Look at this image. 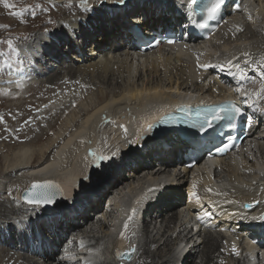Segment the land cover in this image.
<instances>
[{"label":"bare ground","instance_id":"bare-ground-1","mask_svg":"<svg viewBox=\"0 0 264 264\" xmlns=\"http://www.w3.org/2000/svg\"><path fill=\"white\" fill-rule=\"evenodd\" d=\"M81 1L82 3L79 0H0L2 64L10 67L12 62H9V59L5 60V57L12 55L16 59L17 56H21L22 52L18 50L17 42L22 35L48 24L57 23L55 29H47L54 33H69L73 30L78 32L79 36L87 34L93 37L92 29L86 20L94 18L103 20L114 16V11H110L107 17H102V14L105 9L112 10L115 3H118V0ZM135 1L154 6L157 3L163 4L164 0ZM259 2L255 10L254 3L249 4L240 15L227 20L218 33L207 40L194 34L185 39L182 45L167 44L165 49L158 50L156 54H146L138 59H132L127 52H117L106 57L92 56L87 62H71L64 68L50 71L48 75L42 77L41 80L44 82H32L33 88L28 92L23 89L24 84L31 82L28 77L33 78L32 74L39 75L49 70L39 66L41 59L43 61L50 59L49 54L37 57L30 54L31 61L38 69L30 66L28 69L21 68L19 71L10 72L0 66L2 67L0 68V99L6 101L20 96L19 101L8 105L5 109L6 112H10L18 107L20 113L10 119L0 118V121L13 125V128H22L13 131L4 130L3 135L9 142L24 138L30 143V146L19 145L18 149L9 151L10 154L0 155L5 158L4 165L8 163L6 166L0 165V177L8 174L18 176L14 181L16 184L12 196L18 192L20 197L22 191L35 179L60 178L67 183L71 196L65 201L56 203L54 211H58L57 214L61 216L77 218L81 214L80 203L71 206L70 202L82 198L81 193L86 189L90 190L94 186V180L99 181V185L94 189L97 196L95 195V200L88 203V207H91L92 212L95 213L89 214L87 207H83L87 215L82 213V216H87L85 224L90 226L87 232H91L90 238L89 235L84 237L89 242L93 240L98 247L82 242V237L79 236L77 246L74 241L66 242L63 246L65 251L69 250L73 253L77 249L79 252V255H74L73 263L77 262L78 257L81 260V257L91 255L92 251L99 252V248L100 264H119L117 260L110 258L109 248L119 244L129 248L135 244L137 246L135 256L132 260L126 261V264H180L181 261H184L183 264H230L227 258L228 252L233 254V251L221 249V243L226 237V233H222L221 228L229 227L233 229V234L240 237L242 232L244 234L257 225L258 220H253L252 217L264 214V130L260 131L261 140L249 139L236 153L228 157H215L208 163L198 164L189 171L185 169L187 171L185 176L168 174L169 170L150 171L148 177L140 176L147 170H140L137 174H127L126 178L131 176L137 178L125 182L123 192L120 191L116 199L112 195L114 190L109 189L105 192L111 185L104 184L107 182L105 179L112 178L113 174L109 170L117 166L118 158L122 156L128 158L129 153H136L138 144H131L130 136L122 139V132L113 137L112 144L108 142L110 146L106 144L107 146L104 147V140L102 145L100 141L108 137V132H113L115 126H123L122 128L127 132L125 121L129 119L128 122L131 124H138L139 118L143 117V110L148 115H152V113H160L167 104L201 102L206 97L216 100L219 97H227L232 89L239 90L243 98L249 95L250 101L246 102L251 106V113L264 109V91H261L264 85L261 74V68H264V0ZM168 7L166 5L165 8ZM202 30L199 33L204 35ZM181 31L186 35L185 29ZM37 40L39 44L50 43L44 34L37 36ZM59 41L62 42L63 39L59 38ZM27 53L29 55V52ZM61 60L59 58V61ZM21 62H24V67H29L26 58ZM204 65L217 67L205 68ZM218 65H224L225 71L221 72ZM245 73L247 78L252 77L250 82L246 78H241ZM73 79L77 81L73 82ZM22 89L26 92L22 93ZM21 94H26L25 101ZM31 95H35V98L27 100ZM48 96L52 98L50 104L47 103L46 107L39 111H32L33 107L44 103ZM128 108L138 113L133 119L123 117L128 113ZM61 112L66 114L57 116ZM27 113L31 116L30 119H27ZM111 125L112 128L109 127ZM129 129L130 132L132 128ZM167 131L170 132V129ZM131 134L135 135V132L131 131ZM116 140H123L122 147L119 151L113 152L110 148L111 145L116 146ZM146 141L147 139L144 142L139 141V144L162 148L170 158L169 149L174 144L173 140L164 138ZM127 144L128 148H126ZM88 150H92L96 155L108 156L110 160L102 162L101 167L97 168L94 162H91L92 157L88 156ZM111 153L119 154L111 156ZM130 161L132 164V159ZM133 166L134 169H138L142 164L136 163ZM163 176L170 180V186L179 184L183 197L179 200L185 206L183 209L174 208L164 213L161 208L153 205L156 214L150 219L145 217L138 226L133 214L134 204L150 198L152 192H155L153 190L162 186ZM147 179L156 183L145 182L144 180ZM101 183L103 184L100 185ZM14 184L10 185V188ZM4 187H0V192ZM184 194L187 197H184ZM12 196H8L7 199L0 197L2 233L0 241L2 238L13 240L14 235L21 234L30 224L34 227L24 232L31 234L34 228L38 230L33 223L35 218L32 217L39 210L46 214L42 220L54 216L51 214L52 211L47 212L43 206L38 207L25 202H21L20 205L12 202L15 205H11L9 199ZM173 199L172 197L169 201ZM246 204H251L253 207L246 208L244 207ZM98 209L102 210V215L96 214L98 211L95 210ZM13 210H15L14 216H12ZM199 215H202L203 223L209 222L206 225L209 229L200 226L199 231L193 232L191 226L188 230L192 221L197 228L199 227L195 219L198 220ZM94 216L97 217L96 220ZM129 217L132 219L129 220ZM13 218L18 220L21 230L19 233L15 229L17 223L15 225ZM126 223L127 229L124 227ZM208 225L214 229L221 227L216 230L221 237L214 234ZM83 228L78 231L84 232ZM196 235H200L202 240L195 238ZM250 235L251 237H246L244 234L243 241H247L248 238L249 242L250 240L254 242L258 237L256 232H251ZM180 241H186L185 246H178ZM15 244L20 245L19 239ZM255 246L250 249L246 246V249L255 251L261 248L264 263V242ZM9 247H11L9 242L0 243V264H71L65 255L57 258L47 257L38 262L25 253L15 254V251ZM178 250L182 251L183 255L168 256V252H178ZM91 256L94 257L95 254ZM93 260L91 261L94 262ZM245 262L239 258L234 264Z\"/></svg>","mask_w":264,"mask_h":264},{"label":"rangeland","instance_id":"rangeland-1","mask_svg":"<svg viewBox=\"0 0 264 264\" xmlns=\"http://www.w3.org/2000/svg\"><path fill=\"white\" fill-rule=\"evenodd\" d=\"M80 1V3H82V1L81 0H79ZM57 27V23L55 24H48L47 26H43V27H39L38 29H36L35 31H33V32H31V33H24L25 35H22L21 37H20V39H19V41L17 42V48H18V50H20V48L22 47H24V44H27V42H29L32 38H36V40H37V36H42V34H40L41 32H46V31H49V30H47V29H51V30H53V29H55ZM37 42H38V40H37ZM43 44V43H42ZM23 45V46H22ZM41 44H39L38 43V47L40 46ZM26 49H28V48H26ZM1 51V50H0ZM21 51V50H20ZM22 54L24 55V56H17V58L16 59H14V57L11 55H9L8 57H5V60L6 59H9V62L11 61L12 63H11V66L9 67V66H5V65H3L2 64V60H0V62H1V64H0V66H3V69L5 68L6 70H9L10 68H12L13 66H17V65H21V64H23L24 62H21V60L22 59H25V54L22 52ZM26 55H28V53H27V51H26ZM33 55V54H32ZM4 56V55H3ZM12 57V58H11ZM20 57V58H19ZM14 61H20V62H14ZM14 62V63H13ZM0 68H2V67H0ZM9 68V69H8ZM33 76H37V77H40L39 75H37V74H32ZM46 75H48V74H46ZM46 75H44V76H46ZM43 76V77H44ZM242 77V76H241ZM28 79H29V77H28ZM44 79V78H43ZM255 79H256V77H255ZM30 83H26V84H24L25 86H23V89L24 90H26L27 92L28 91H30L33 87H32V82H36V81H42V82H44V80H41V79H39V78H35V79H33V80H31L30 79ZM75 81H77V79H73V82H75ZM31 85V86H30ZM76 86V85H75ZM22 89V93L23 92H26V91H24ZM170 91V90H169ZM174 91V89H172V92ZM177 92V91H176ZM252 92V91H251ZM25 96H26V94H21V97H22V99L24 100V98H25ZM20 96H18V98H19ZM18 98H13V99H10V100H7L6 99V101H4V100H2V99H0V100H2V102H0V118H4V119H10V117H15V116H17V114L18 113H20V109L17 107V108H14V109H12L10 112H6V107L8 106V105H10V104H14V103H16L17 101H19L20 99H18ZM33 100L34 98H35V95H31V96H29V97H27V100H31V99ZM25 101V100H24ZM46 101V102H45ZM44 101V103L42 102L41 104H40V106L38 105L37 107H33L32 108V111H34V112H36V111H39L41 108H43V107H46V105H47V103L48 104H50L51 103V101H52V98H50L49 96L47 97V99ZM247 101V100H246ZM248 101H250V100H248ZM43 105V106H42ZM19 109V110H18ZM130 109V108H129ZM36 110V111H35ZM19 111V112H18ZM64 114H66V112H64ZM64 114H62V112L61 113H59L57 116H60V115H64ZM31 118V116H29L28 115V113H27V119H30ZM61 118V117H60ZM7 125H9V126H7ZM0 155H2L1 153H6L5 155H7V154H10V152L11 151H13L14 149H18L19 147V145H29L30 146V143L27 141V140H25L24 138H20V139H17L16 141H14V142H9V140L8 141H6L7 139H6V137H5V135H3V131L4 130H6V131H13V130H15V129H22L21 127H18V128H13V125H10V124H5L4 122H2V121H0ZM120 125L119 126H115L114 128L115 129H113V132H108V137H106V138H102V140H101V138H99V141H100V145H102L103 144V142H104V147L105 146H107V145H109V143L108 142H110V144H112L111 142H112V139H113V137L117 134V133H121V135L122 134H124L125 133V129H123L122 127H120ZM116 128H118L117 130H118V132H117V130H116ZM119 129H121V130H119ZM129 130L130 129H127V132H129ZM109 131H111V130H109ZM132 131V130H131ZM130 131V132H131ZM116 132V133H115ZM108 139V140H107ZM104 140V141H103ZM103 141V142H102ZM123 141V140H122ZM8 142V143H7ZM41 143V142H40ZM102 143V144H101ZM117 143V142H116ZM107 144V145H106ZM115 145V144H114ZM114 145H111V150L113 151V152H116L113 148H115V146ZM110 146V145H109ZM103 147V148H104ZM113 147V148H112ZM129 147V145L127 144V147L126 148H128ZM133 147H135V146H133ZM138 148H139V146H137ZM136 147V148H137ZM102 148V149H103ZM55 150H56V148H54ZM102 149H100V150H102ZM54 150V151H55ZM7 151V152H6ZM10 151V152H9ZM91 151V153H93V151L92 150H90ZM90 151L88 150V156H90L89 155V153H90ZM111 151V152H112ZM52 154V153H51ZM106 154H109V153H106ZM111 156H113L112 155V153H111ZM91 157V156H90ZM4 160V161H3ZM91 162H93V157L91 158ZM6 161H5V158H3V157H1L0 156V165L2 164V166H6V164H8V163H6L5 165H4V163H5ZM131 162V161H130ZM1 167V166H0ZM141 170H143V169H141ZM110 171V170H109ZM140 171V170H139ZM143 171H146V170H143ZM102 174H103V172H102ZM17 174H8L7 176L5 175V176H2V177H0V187H3V186H5L4 188H2V192H0V197H3V198H5V199H7V197L8 196H12V190H13V188L15 187V184H14V181L17 179V177L18 176H16ZM116 175V174H115ZM128 176V175H127ZM4 177V178H3ZM47 178V177H46ZM46 178H43V179H46ZM1 181H3V182H1ZM95 182H94V186L90 189V190H84L82 193H81V197H83V196H87V195H89L88 193H90V191L91 190H94L98 185H99V181H96V180H94ZM105 181H107V182H105L104 184H112V181H111V178L109 179H105ZM131 180H128V181H125L126 183H128V182H130ZM19 182H22L21 180H19ZM18 182V183H19ZM17 183V184H18ZM12 184H14L13 185V187L12 188H10V185H12ZM103 183H101L100 185H102ZM113 190H115V189H112V191ZM109 191V187H108V189L105 191V192H108ZM18 194V195H17ZM109 195V194H108ZM107 195V196H108ZM184 197H187L185 194L183 195ZM19 199V200H18ZM108 200H109V198H108ZM9 202H10V204L13 202V203H15V204H19L20 205V203L21 202H24V201H22L21 200V198L19 197V193L18 192H15V195L14 196H12L11 197V199H9ZM11 204V205H15V204ZM75 201H72V202H70V204L69 205H71V206H74L75 204ZM106 205H107V202H106ZM105 205V206H106ZM89 208V207H88ZM100 208H102V207H100ZM40 209V208H39ZM103 209V208H102ZM24 210H26L25 208H24ZM177 210V209H176ZM95 211H98V212H96V214L98 213V215H102V213L103 212H101L102 210L101 209H98V210H95ZM101 212V213H100ZM15 210H13L12 211V216H14L15 214ZM202 215H205V214H202ZM46 216V214L43 212V211H41L40 212V210H39V212L35 215V216H33L32 217V219H34V218H38V219H43L44 217ZM87 217V216H86ZM160 219V218H159ZM16 220V221H15ZM94 220H96V219H94ZM12 221L15 223V225H16V223H17V225H16V230H18L17 232L19 233V231H21L20 230V226L18 225L19 223L17 222L18 220L15 218H13L12 219ZM87 221V220H86ZM158 222H159V220H158ZM191 224H189V228H188V230H190L191 229V226H192V228H193V231L195 232V229H197V225H195L194 224V221H192V222H190ZM207 224H209V222H205L204 224H202L201 222H199L198 223V225H199V227L202 225V228H205V229H209L208 227H206V225ZM133 225V224H132ZM89 224H87L83 229H82V231H88L89 230ZM32 227H34V225H32V224H30V226L27 228L26 227V229H24V230H29V228L31 229ZM198 227V228H199ZM221 228V227H220ZM219 227H217V228H215V231H214V228H211L212 229V232H214V234H218L217 236H219V238L221 237L220 235H219V232L217 233L216 232V230H218V229H220ZM210 229V230H211ZM222 229V233H226L225 235H226V237H224V240H223V243H221V249L222 250H227V251H229L228 249H230V250H232L233 251V247H235V251H233V254H231L230 252H228L229 253V256L227 257L228 258V260H229V263L230 264H234L239 258H241V259H243L244 261H246V255H245V247L247 246L249 249L251 248V247H256L255 246V244H254V242L252 241V240H250V242H249V240H248V238H247V241L246 240H244L243 241V239H242V237H243V232H242V236H240L239 237V235H236V234H233L234 232H233V229H231V228H229V227H223V228H221ZM231 229V230H230ZM24 230H23V232H24ZM13 231H14V229H13ZM13 231H12V233H13ZM22 232V233H23ZM81 232V231H80ZM79 232V233H80ZM83 232H81L80 234H82ZM88 234H89V238H90V235H91V232H87ZM86 233V235H88ZM0 234H2L1 233V231H0ZM79 236V235H78ZM84 236V235H83ZM166 236V235H165ZM5 237H6V235H5ZM79 237H81V236H79ZM177 238L178 237H176V240H177ZM195 238H198L199 239V241H201L202 240V237L200 236V235H196L195 236ZM76 240V241H75ZM240 240V241H239ZM2 241H5V242H12L13 240H10V239H7V238H2ZM74 241V243H75V245L77 246V244H78V242H77V237L73 240ZM91 243H93V240L92 241H90ZM242 242V243H241ZM251 243V244H250ZM98 246V245H97ZM183 247V246H182ZM11 249H13L15 252V254H20V252H17L16 250L17 249H15V247H13V248H11ZM98 251L100 252V250H99V248H98ZM231 251V252H232ZM218 252V251H217ZM23 253V252H22ZM174 254V255H173ZM168 256H173V257H178L177 256V251H175V252H168ZM14 259V258H13ZM12 260V259H11ZM77 260V264H79L78 263V260L79 261H81L80 260V258L78 257V259H76ZM182 262V261H181ZM184 262V261H183ZM183 262H182V264H183ZM126 264V263H125ZM181 264V263H180ZM244 264H246V262L244 263Z\"/></svg>","mask_w":264,"mask_h":264},{"label":"snow or ice","instance_id":"snow-or-ice-1","mask_svg":"<svg viewBox=\"0 0 264 264\" xmlns=\"http://www.w3.org/2000/svg\"><path fill=\"white\" fill-rule=\"evenodd\" d=\"M118 3L124 4L125 0H118ZM197 3V0H191V4L195 5ZM225 3V0H211L210 5L205 8V11L209 14V17L214 16L217 14L223 4ZM159 43V41L157 42ZM168 43H173L172 40H168ZM205 68L207 67H217L213 65H204ZM221 72L225 71L224 65H218ZM261 74L262 79H264V68H261ZM243 79V76L241 77ZM261 91H264V85L261 87ZM240 109L238 107H235L232 105L229 106H211L207 109L206 112H197L195 114L196 116V123L193 124L194 128H197L199 132L205 133L210 128L213 127V125L220 121L223 117L222 114H239ZM162 126L164 125H170L171 127L176 126V120L175 118H171L168 120H162L159 122ZM123 127V126H121ZM148 132H153L152 125L148 126ZM126 131V129H125ZM234 146V138L229 137L228 141L223 144V146L214 145L215 151L218 154L226 153L230 148ZM211 151V149H209ZM91 157H93L94 166L99 168L101 167V163L104 161H109L110 157L105 155H96L95 153H89ZM113 156H116L117 153H113ZM156 191V190H153ZM208 191H211V189H208ZM57 195L61 196L62 198V192L59 191V189L52 184L50 181H46L44 183L34 182L31 185V189L25 194L24 201L29 205L34 206H48V205H54L56 203ZM244 207L251 208L253 205L246 204ZM132 217H129V220H131ZM253 220L259 219L260 221H264V215H261L259 217H252ZM125 229L128 228V224L126 223L124 225ZM233 251H235V247H233Z\"/></svg>","mask_w":264,"mask_h":264},{"label":"water","instance_id":"water-1","mask_svg":"<svg viewBox=\"0 0 264 264\" xmlns=\"http://www.w3.org/2000/svg\"><path fill=\"white\" fill-rule=\"evenodd\" d=\"M46 181L52 182V184H54L59 189V191L62 192V198H61V196L57 195L56 203H58L59 201L65 200L71 196L70 192H67L68 187H67L66 182H64L63 180H59V179L54 180L51 178H46V179H35V180L31 181L30 185L22 191V193L20 195L21 200L24 201V196L31 189L32 183H34V182L44 183ZM54 205H48V206H43V207H51ZM136 249H137V247L135 244H132L130 246V248L120 246V244H119V245H116L114 247L113 254H114L115 258H117L118 260L120 259L121 264H124L125 261H130L134 258L135 253H136Z\"/></svg>","mask_w":264,"mask_h":264},{"label":"clouds","instance_id":"clouds-1","mask_svg":"<svg viewBox=\"0 0 264 264\" xmlns=\"http://www.w3.org/2000/svg\"><path fill=\"white\" fill-rule=\"evenodd\" d=\"M33 39H35V38H32L31 40H33ZM30 40V41H31ZM30 41L29 42H27V44H24V45H28L29 43H30ZM23 46V45H22ZM90 234V233H89ZM88 234V235H89ZM79 235L81 236V237H83V239H85L86 240V244H89V245H94L95 247H98L96 244H94V243H90L88 240H87V238L86 237H84L83 235H86V232H83L82 234H80L79 233ZM114 250V249H113ZM113 250H112V255L114 256V254H113ZM84 255L86 254V253H83ZM93 254H95V256L93 257V259L95 260V261H97V263H99L100 264V262H101V254H100V252H95V251H92L91 252V255H93ZM88 255V254H87ZM90 255V256H91ZM174 255V254H173ZM115 257V256H114Z\"/></svg>","mask_w":264,"mask_h":264}]
</instances>
